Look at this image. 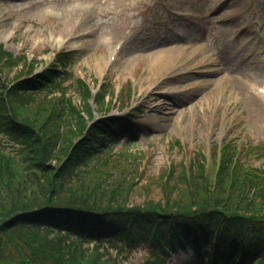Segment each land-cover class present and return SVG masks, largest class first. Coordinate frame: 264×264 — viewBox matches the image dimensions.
I'll return each mask as SVG.
<instances>
[{
	"label": "trees",
	"instance_id": "obj_1",
	"mask_svg": "<svg viewBox=\"0 0 264 264\" xmlns=\"http://www.w3.org/2000/svg\"><path fill=\"white\" fill-rule=\"evenodd\" d=\"M76 56L61 52L29 77L41 61L0 44V264H124L113 243L145 249L143 264H168L189 245L209 262L264 264V168L252 160L264 144L226 142L212 171L199 152L160 175L164 202L129 205L142 171L113 150L123 133L131 144L136 115L86 130L91 92L69 84L79 106L63 83Z\"/></svg>",
	"mask_w": 264,
	"mask_h": 264
},
{
	"label": "rangeland",
	"instance_id": "obj_2",
	"mask_svg": "<svg viewBox=\"0 0 264 264\" xmlns=\"http://www.w3.org/2000/svg\"><path fill=\"white\" fill-rule=\"evenodd\" d=\"M0 43L45 65L55 51L79 49L73 79L93 92L104 81L111 93L130 88L123 100L140 107L137 130L131 144L122 135L114 148L131 155L123 167L142 171L129 205L164 202L160 175L212 153L216 142H264V0H0ZM116 44L122 48L107 71ZM146 258L145 249L121 252L124 264ZM195 260L189 246L168 264Z\"/></svg>",
	"mask_w": 264,
	"mask_h": 264
},
{
	"label": "bare ground",
	"instance_id": "obj_3",
	"mask_svg": "<svg viewBox=\"0 0 264 264\" xmlns=\"http://www.w3.org/2000/svg\"><path fill=\"white\" fill-rule=\"evenodd\" d=\"M113 55V54H112Z\"/></svg>",
	"mask_w": 264,
	"mask_h": 264
}]
</instances>
